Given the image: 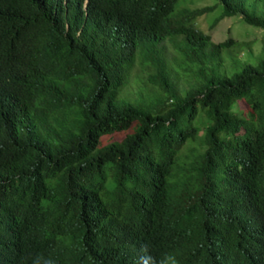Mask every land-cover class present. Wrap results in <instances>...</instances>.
<instances>
[{
	"label": "trees",
	"instance_id": "1",
	"mask_svg": "<svg viewBox=\"0 0 264 264\" xmlns=\"http://www.w3.org/2000/svg\"><path fill=\"white\" fill-rule=\"evenodd\" d=\"M192 1L0 0V264H264V46Z\"/></svg>",
	"mask_w": 264,
	"mask_h": 264
},
{
	"label": "rangeland",
	"instance_id": "2",
	"mask_svg": "<svg viewBox=\"0 0 264 264\" xmlns=\"http://www.w3.org/2000/svg\"><path fill=\"white\" fill-rule=\"evenodd\" d=\"M244 3L246 6H250L253 1L245 0ZM257 3L259 6V13L264 15V1H258ZM204 6H214V10L198 18L197 24L199 28L209 33L214 42L225 40L228 37H232L237 41L236 47L233 49L231 48L229 53L226 51L227 55H224V60L221 62L222 65H220L219 68L225 69L230 73L240 69L243 63H257V57L254 56H256L260 52L262 46H264L262 31L244 22L241 15L238 14L231 17L220 18L217 23L214 24L213 20L218 17L221 12V7L216 4V0H193L188 7L197 8ZM135 79H133L130 83L131 85L128 86V91L134 92L139 85H142V82H135ZM141 79L144 81V78ZM118 137L119 135H117V138ZM108 138L111 139V137L105 136L104 141L108 140Z\"/></svg>",
	"mask_w": 264,
	"mask_h": 264
},
{
	"label": "clouds",
	"instance_id": "3",
	"mask_svg": "<svg viewBox=\"0 0 264 264\" xmlns=\"http://www.w3.org/2000/svg\"><path fill=\"white\" fill-rule=\"evenodd\" d=\"M33 264H55V262L50 257L39 256ZM136 264H179V260L174 252L162 253L156 257L152 254L149 245H142Z\"/></svg>",
	"mask_w": 264,
	"mask_h": 264
}]
</instances>
